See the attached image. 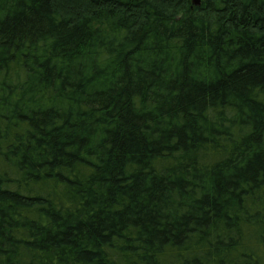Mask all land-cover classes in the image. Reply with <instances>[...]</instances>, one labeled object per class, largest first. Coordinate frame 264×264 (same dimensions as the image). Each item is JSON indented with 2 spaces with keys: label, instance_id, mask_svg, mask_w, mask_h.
I'll return each mask as SVG.
<instances>
[{
  "label": "trees",
  "instance_id": "16d2710c",
  "mask_svg": "<svg viewBox=\"0 0 264 264\" xmlns=\"http://www.w3.org/2000/svg\"><path fill=\"white\" fill-rule=\"evenodd\" d=\"M0 0V264H264V0Z\"/></svg>",
  "mask_w": 264,
  "mask_h": 264
},
{
  "label": "water",
  "instance_id": "95a60500",
  "mask_svg": "<svg viewBox=\"0 0 264 264\" xmlns=\"http://www.w3.org/2000/svg\"><path fill=\"white\" fill-rule=\"evenodd\" d=\"M196 4H199L200 3V0H194Z\"/></svg>",
  "mask_w": 264,
  "mask_h": 264
},
{
  "label": "rangeland",
  "instance_id": "374dc122",
  "mask_svg": "<svg viewBox=\"0 0 264 264\" xmlns=\"http://www.w3.org/2000/svg\"><path fill=\"white\" fill-rule=\"evenodd\" d=\"M201 1V0H200ZM194 2V5H196V3H195V1H193Z\"/></svg>",
  "mask_w": 264,
  "mask_h": 264
}]
</instances>
